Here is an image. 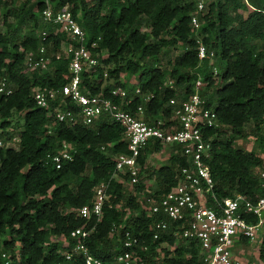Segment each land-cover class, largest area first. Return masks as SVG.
I'll return each mask as SVG.
<instances>
[{
	"label": "trees",
	"instance_id": "obj_1",
	"mask_svg": "<svg viewBox=\"0 0 264 264\" xmlns=\"http://www.w3.org/2000/svg\"><path fill=\"white\" fill-rule=\"evenodd\" d=\"M16 1L0 4L8 6ZM50 1L55 9L68 5L85 32L88 47L96 42L94 51L106 54L90 73H82V87L90 94L110 97L113 88L134 86L121 82L122 73L136 75V86L144 93H153V97L146 102L135 97L124 108L133 112L142 104L147 120L161 119L163 127H169L178 125L169 100L182 101L193 92L196 79L202 78L204 107L214 110L222 124L204 132L212 137L207 165L214 183L206 204L212 206L238 193L249 199L262 194L260 178L252 173V168L260 165V158L234 141L245 125L264 140L259 134L264 129V0H207L204 10L197 14L201 22L198 29L191 25L195 0ZM44 7L43 0L21 1L11 11L16 24H7L6 31H0V75L6 76L13 88L12 94L0 96V128L9 127L13 113L23 114L18 149L0 148V249L12 251V264H81L77 255L73 261H65L60 240L84 225L76 210L89 204L94 188L105 182L107 200L102 216L99 221L91 217L87 222L96 225L87 239L93 256L103 264H117L115 255L121 251L120 241L128 230L138 241V264H202L200 245L195 241L187 246L180 243L171 257L168 251L160 256L157 248L162 243L174 244L172 222L163 214L147 215L146 199L139 202L122 182L111 177L115 156L129 151L119 122L102 114L90 125L58 123L53 134L45 133L46 111L36 106L31 89L35 85L58 87L70 75L66 57H52L47 71L25 70L21 49L35 50L45 44L51 54L65 40L64 33L53 35V29L42 22ZM39 24L40 32H48L45 41L37 33ZM22 26L26 32L21 36ZM198 38L208 52L214 53L216 75L207 58L199 59ZM178 45L177 55L163 65L162 58ZM112 99L119 101L117 97ZM67 105L75 108L69 100ZM62 141L73 146V157L57 169L47 156L55 153ZM162 148L159 142H153L140 151L139 179L133 185L135 192L154 200L179 182L180 169L186 163L179 147L173 146L165 164L146 167V155ZM151 179L155 187L147 185ZM242 216L251 223L257 220L251 214ZM158 218L164 219L169 228L154 239L149 227ZM241 240L248 242L246 238ZM259 257L264 261V238Z\"/></svg>",
	"mask_w": 264,
	"mask_h": 264
},
{
	"label": "built area",
	"instance_id": "obj_2",
	"mask_svg": "<svg viewBox=\"0 0 264 264\" xmlns=\"http://www.w3.org/2000/svg\"><path fill=\"white\" fill-rule=\"evenodd\" d=\"M4 1V0H0ZM44 9L41 11V20L50 26L53 35L65 34V40L59 43L55 52L48 54V47L41 44L35 50H24L25 70L47 71L51 58L56 60L66 57L68 59L67 71L70 79L58 87L47 85H35L31 89V96L36 106L46 111L47 122L45 133L53 134L54 126L64 123L74 126L79 123L90 125L102 114L109 119L119 122L124 127V137L128 142V153L115 156V168L112 178L135 185L138 182L140 164L138 157L140 151L159 142L161 145L170 147L178 146L180 154L185 157V166L180 169V180L164 196L158 200L148 198L149 208L147 215L163 214L172 222L171 232L175 241L179 240L185 246L191 241L200 245V260L202 264H244L235 255V244L240 238L252 241L259 229L264 225V173L260 176L262 194L254 199H249L243 194H236L232 198H224L214 205L206 204V195L213 188V179L207 165L210 159L212 137L205 135V129L221 128L214 110L204 107L205 99L200 95L203 86L202 78H197L193 92L185 99L177 102L170 99L173 105V118L178 125L171 124L163 127L161 119L150 122L144 116L142 104L136 106L135 111L130 112L127 106L135 97L142 98L145 102L153 97V93H144L139 86L127 88H113L110 97L100 94H90L82 87V73H90L99 65L100 51L96 42L87 45L84 30L73 17L70 7L64 5L55 9L50 0H43ZM196 10L191 17V25L198 29L201 22L197 14L205 8L207 0H195ZM48 32H40L41 39L46 40ZM199 59L207 58L209 64L214 61L213 51L208 52L205 45L197 40ZM213 75H216L217 67L212 65ZM172 87V81L168 82ZM13 93L8 78L0 75V96H8ZM117 97L119 101L112 98ZM75 106L68 108L67 102ZM19 133V132H18ZM12 134L8 127L0 128V148L18 149L19 135ZM73 146L62 141L58 150L49 154L47 158L55 168H60L66 161L72 160ZM127 175L128 179L124 178ZM107 183L102 182L94 188V195L89 204L83 205L76 210L78 217L85 220L81 227L74 228L66 238L61 241L62 255L65 261H73L77 255L81 258V264H103L100 258L90 253L87 244L88 237L95 231V224L87 222L91 217L99 221L102 216V207L107 200ZM251 214L256 217V222L251 223L242 215ZM169 228L164 219H154L149 229L156 239L160 233ZM137 238L133 237L128 230L120 241L121 251L115 255L117 264H138L140 260L136 248ZM163 244V243H162ZM161 244V245H162ZM160 245V246H161ZM142 249H146L143 246ZM161 247L157 248L160 253ZM12 251L0 249V264H12Z\"/></svg>",
	"mask_w": 264,
	"mask_h": 264
},
{
	"label": "rangeland",
	"instance_id": "obj_3",
	"mask_svg": "<svg viewBox=\"0 0 264 264\" xmlns=\"http://www.w3.org/2000/svg\"><path fill=\"white\" fill-rule=\"evenodd\" d=\"M23 0H17L15 4L4 6L0 4V31H6V25L12 24L15 25V17L12 15L11 11L13 9H16L20 2ZM88 3H93V0H88ZM4 16H6V19H4ZM41 24V23H40ZM39 24L37 28V33L41 30V25ZM146 23L143 22V27H145ZM26 32V27L22 26L19 32V35H24ZM180 50V45L176 46L175 48H171L170 51L162 58L161 62L162 64H166L167 60H171ZM106 56L104 51H100V59L104 58ZM99 59V60H100ZM121 82L127 83L128 85H137V79L136 75H129L127 73H122ZM133 86V87H134ZM22 113H13L11 119H10V125L9 130L12 134L18 133L21 130V123H22ZM18 121V123H16ZM251 126L245 125L244 130L238 134V137L235 139L234 143L235 145L241 147L245 151H252L257 155L261 163L259 166L252 168V173L255 175H258L259 178L262 173H264V140L260 141L259 137L256 135H253L254 133L250 132ZM260 135L264 137V129H262L259 132ZM161 150H154L153 152H150L146 155L145 158V166L146 167H154L157 168L167 162L169 154L172 152V149L169 145H162ZM124 187L127 191H130L134 193V195L137 197L138 201H142L146 199V202L149 204L150 202L147 200L145 193L141 192H135L132 185L129 183L123 182ZM147 185L155 187V183L153 179L149 180L147 182ZM149 206H145L144 209L147 211ZM264 221V217H263ZM118 237L116 236L115 243L118 242ZM264 238V225L259 229L257 232L255 238L252 241L244 242L241 240L238 245L235 247V251L237 252V256L244 262V264H264V261L260 259L259 257V250L261 248V242ZM61 244L63 245L62 241L60 240ZM180 241L176 240L174 241L173 245H169L168 243H163L160 247V256L164 254V251L169 252V256H173V250L175 247L180 245ZM61 245V246H62ZM18 248V244H16L13 247V253H16Z\"/></svg>",
	"mask_w": 264,
	"mask_h": 264
},
{
	"label": "crops",
	"instance_id": "obj_4",
	"mask_svg": "<svg viewBox=\"0 0 264 264\" xmlns=\"http://www.w3.org/2000/svg\"><path fill=\"white\" fill-rule=\"evenodd\" d=\"M241 239H242V238H240V240L237 241V243L235 244V247L238 245V243L241 241ZM234 249H235V248H234ZM234 253H235V255H237V252H236V251H235Z\"/></svg>",
	"mask_w": 264,
	"mask_h": 264
}]
</instances>
